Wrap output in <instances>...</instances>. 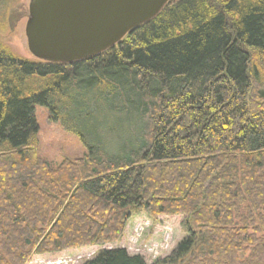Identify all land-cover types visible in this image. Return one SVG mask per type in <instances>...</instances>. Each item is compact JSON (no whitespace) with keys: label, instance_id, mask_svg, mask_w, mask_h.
I'll return each mask as SVG.
<instances>
[{"label":"trees","instance_id":"16d2710c","mask_svg":"<svg viewBox=\"0 0 264 264\" xmlns=\"http://www.w3.org/2000/svg\"><path fill=\"white\" fill-rule=\"evenodd\" d=\"M35 105L85 153L41 158ZM135 211L185 216L152 264H264V0H169L72 62L0 44V264L114 242Z\"/></svg>","mask_w":264,"mask_h":264},{"label":"rangeland","instance_id":"374dc122","mask_svg":"<svg viewBox=\"0 0 264 264\" xmlns=\"http://www.w3.org/2000/svg\"><path fill=\"white\" fill-rule=\"evenodd\" d=\"M29 1L10 0L8 5L1 6L0 44L23 58L38 60L29 51L25 36ZM34 115L38 124L36 150L41 158L56 165L63 159H75L85 153L86 147L79 137L66 131L60 123L51 121L46 107L35 105ZM115 150L116 146L112 151ZM184 219L182 214L151 216L145 211H135L127 219L120 238L114 242L34 254L27 264H81L100 249L113 247H124L130 254L143 256L146 264H152L170 254L185 236Z\"/></svg>","mask_w":264,"mask_h":264},{"label":"water","instance_id":"95a60500","mask_svg":"<svg viewBox=\"0 0 264 264\" xmlns=\"http://www.w3.org/2000/svg\"><path fill=\"white\" fill-rule=\"evenodd\" d=\"M168 1L30 0L27 47L38 60H80L118 42Z\"/></svg>","mask_w":264,"mask_h":264}]
</instances>
